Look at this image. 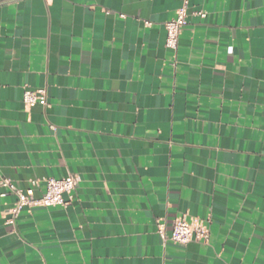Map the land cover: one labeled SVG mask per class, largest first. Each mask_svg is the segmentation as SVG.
<instances>
[{"label": "crops", "instance_id": "obj_1", "mask_svg": "<svg viewBox=\"0 0 264 264\" xmlns=\"http://www.w3.org/2000/svg\"><path fill=\"white\" fill-rule=\"evenodd\" d=\"M184 1L0 0V264H264V0H188L175 51ZM69 175L7 224L3 180ZM179 217L209 240L164 243Z\"/></svg>", "mask_w": 264, "mask_h": 264}, {"label": "built area", "instance_id": "obj_2", "mask_svg": "<svg viewBox=\"0 0 264 264\" xmlns=\"http://www.w3.org/2000/svg\"><path fill=\"white\" fill-rule=\"evenodd\" d=\"M201 18L206 17V13L198 12ZM188 0L184 1L183 6L177 10L175 18L165 23L166 28V47L177 51L179 39L183 28L188 24ZM23 103L28 107L37 104L47 107L48 96L45 89L32 90L26 88L23 96ZM40 182L33 184L38 186ZM45 191L40 198L34 196L32 189L21 191L7 180H3L1 185L8 187L17 196L14 206L8 210L7 224L15 225L20 212L25 208L41 206L44 208L66 207L73 203L74 192L79 185V178L76 175H69L63 179L48 178L43 180ZM68 196V199L65 198ZM158 233L164 243L172 242L177 245H187L193 240L207 242L209 240V231L202 222H188L185 217H179L173 222V228L170 235L167 234L166 226L159 224Z\"/></svg>", "mask_w": 264, "mask_h": 264}]
</instances>
